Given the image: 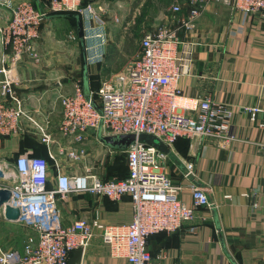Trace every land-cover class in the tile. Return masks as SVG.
<instances>
[{"label": "crops", "instance_id": "1", "mask_svg": "<svg viewBox=\"0 0 264 264\" xmlns=\"http://www.w3.org/2000/svg\"><path fill=\"white\" fill-rule=\"evenodd\" d=\"M29 1L37 10L47 12L50 0ZM81 1L74 0V3ZM135 1L88 0L94 7L106 10V18L116 14L122 22L115 38L110 31L111 24L104 25L106 39L102 48L95 40L78 38L76 19L72 15L79 14L72 11L47 14L39 37L32 44L39 63L24 57L10 65V51L0 48V68L10 67L18 79L14 90L24 113L20 134L0 137V164H11L18 155L27 152L45 158L51 185L59 173L74 176L86 170L104 180L127 177L126 163L116 164L123 155L126 157L125 151L102 144L99 137L103 135L99 130L87 133L81 143H74L59 133L62 111L59 98L70 95L76 83L82 87L84 60L90 92L93 91L90 74L111 82L126 69L129 64L124 57L132 58L127 55L125 33L135 23L138 12L133 7ZM179 1L180 13L163 15L162 21V25L178 30L181 40L178 54L189 61L188 73L178 79V86L186 97L208 98L232 106L235 139L226 147H218L211 138L178 137L169 147L164 172L173 184L182 187L179 199L191 206L189 186L196 185L205 188L209 207L196 210L195 231L185 229L153 235L147 239V250L152 256L162 254L164 264H264V130L257 125L264 123V117L250 124L244 111L251 106L264 108V21L235 11L220 1H210L193 21V27L187 30L180 21L187 17L188 8ZM9 18L10 11L0 7V26L7 25ZM87 31L95 32L94 25H86V35ZM135 54L139 55V45ZM2 78L0 74V81ZM39 128L50 136L49 143L41 141ZM71 149L83 150L84 156L70 160L67 151ZM190 163L194 166V177L185 176ZM251 192L256 196L254 211H250V200L241 196ZM58 207L63 226L79 219H97L104 225L122 226L132 219L127 196L112 200L72 194L59 201ZM201 217L206 220L201 221ZM15 224L18 223L7 222L0 211L3 250L23 248L25 241L21 244L6 239L9 226ZM93 232L94 236L83 249L81 264H125L110 256L101 231ZM35 235L34 232L31 236Z\"/></svg>", "mask_w": 264, "mask_h": 264}, {"label": "built area", "instance_id": "2", "mask_svg": "<svg viewBox=\"0 0 264 264\" xmlns=\"http://www.w3.org/2000/svg\"><path fill=\"white\" fill-rule=\"evenodd\" d=\"M188 15L181 25L189 30L193 21L210 1L230 5L264 21V0H182ZM0 7L10 11L8 24L0 26V48L10 51V65L24 57L35 63L40 59L33 49L39 29L48 13L76 12L84 25V37L95 40L99 47L106 35L100 7L74 0H50L46 11L37 10L29 0H0ZM173 15L181 11L176 0L171 6ZM93 24L95 32L87 31ZM89 36V37H88ZM75 38L74 35L71 36ZM181 40L178 30L163 24L146 31L139 41V55L113 81H104L89 97L84 96L80 83L73 86L70 95L59 98L61 122L59 133L74 143H81L86 134L99 130L103 136L147 134L157 137L168 148L178 137L211 138L218 147L234 141L232 118L234 108L212 102L208 98L183 95L178 79L188 73L189 61L178 54ZM0 137L20 134V120L24 113L14 87L19 82L9 68H0ZM250 124L264 117V108L251 106L244 109ZM264 130V123L257 124ZM41 132V141L50 142V136ZM128 175L123 180H104L86 170L81 175L58 174L56 182L48 181V162L45 158L27 152L18 155L13 163L0 166L4 184L10 192L8 204L19 210L18 223L30 227L35 237L27 236L23 248L3 250L0 264H68L70 254L84 249L101 231V237L113 259L125 264H164L162 254L152 256L147 250V239L159 233L173 234L196 230V210L209 207L205 188L189 186L192 205L179 199L182 190L164 172L167 155L152 146L135 142L126 151ZM84 156L83 150L71 149L67 157L76 161ZM186 177H194L192 163L186 166ZM72 194H88L99 198L119 200L129 197L132 219L122 226L104 225L99 220L79 219L63 226L58 202ZM250 200V211L256 209L255 193L241 195ZM229 199L230 196H225ZM201 221H205L201 217Z\"/></svg>", "mask_w": 264, "mask_h": 264}, {"label": "rangeland", "instance_id": "3", "mask_svg": "<svg viewBox=\"0 0 264 264\" xmlns=\"http://www.w3.org/2000/svg\"><path fill=\"white\" fill-rule=\"evenodd\" d=\"M176 0H137L134 3L133 7H137L138 12L135 18V23L131 25L126 33H125V40L127 41V55L131 57L132 59L124 57L125 62L130 64L133 60H135L138 56L135 54L137 47L139 45V41L142 37V35L145 33V29H155L156 27L162 25L163 15L165 16H174L171 6ZM101 19L104 25L108 22L110 25V31L112 32V37L115 38V36L119 33L121 28L120 17L116 14L107 16V11L104 10L101 12ZM164 16V17H165ZM125 19V18H124ZM123 19V20H124ZM89 37V36H88ZM75 39V38H74ZM89 40V39H88ZM90 41V40H89ZM111 50V49H110ZM127 64V65H128ZM104 79L100 77V75H96L94 73L89 75V81H90V88H92L93 91H96L97 88L100 86L101 82ZM81 82L80 80H78ZM126 163V157L123 155L120 159L116 161L117 166L123 165V163ZM5 163H1L0 166H4ZM4 182L0 180V188L3 186ZM11 227L10 230H8L7 233V240H10L11 242L14 241L15 243H21L25 241L26 237L29 235H33L34 231L27 227L24 224L18 223L15 225L9 226ZM20 244V245H21ZM18 247V246H17Z\"/></svg>", "mask_w": 264, "mask_h": 264}, {"label": "water", "instance_id": "4", "mask_svg": "<svg viewBox=\"0 0 264 264\" xmlns=\"http://www.w3.org/2000/svg\"><path fill=\"white\" fill-rule=\"evenodd\" d=\"M76 19L77 36L80 40L84 41V25L80 16L72 15ZM84 50V48H83ZM86 61L83 63L82 72V91L84 96L89 97L90 90L88 86V75L86 69ZM100 142L110 149L126 151V149L133 143L142 142L149 146L154 147L158 151L168 155L169 148L157 137L147 134L135 135H120V136H100ZM3 179V173L0 169V180ZM10 199V192L7 189L0 188V211H2L4 219L10 223H18L19 210L11 207L8 202ZM83 249H77L72 252V257L68 260V264H81Z\"/></svg>", "mask_w": 264, "mask_h": 264}, {"label": "trees", "instance_id": "5", "mask_svg": "<svg viewBox=\"0 0 264 264\" xmlns=\"http://www.w3.org/2000/svg\"><path fill=\"white\" fill-rule=\"evenodd\" d=\"M87 3H88V0H82L81 1V6H85ZM63 14H66V13H63Z\"/></svg>", "mask_w": 264, "mask_h": 264}]
</instances>
